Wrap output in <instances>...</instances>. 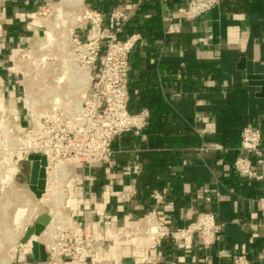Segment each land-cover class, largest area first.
Here are the masks:
<instances>
[{"label":"crops","instance_id":"1","mask_svg":"<svg viewBox=\"0 0 264 264\" xmlns=\"http://www.w3.org/2000/svg\"><path fill=\"white\" fill-rule=\"evenodd\" d=\"M45 1L0 0L7 36L3 51L25 45L32 30L24 14ZM85 1L104 13L113 8L131 12L120 34H140L130 54L129 109L148 108L151 115L141 135L128 132L113 140L109 163L83 171L81 182L71 188L73 216L91 220L93 229L107 236L152 210V190L165 187L159 208L171 226L187 223L188 208L210 211L223 223L220 240L210 248L202 247L198 234L179 242L168 237L155 246L145 238L100 242L96 256L105 260L97 264H233L239 253L264 264V218L257 202L264 196V154H249L262 179L243 177L232 166L243 154L241 132L247 124L261 129L264 150V97L256 96L258 88L249 85L245 69L238 67L244 57L264 72V0H220L194 18H187L185 0ZM88 32V26L78 29L83 38ZM97 69L98 63L93 71ZM13 79L8 78L9 87ZM233 93L247 121L238 142L226 146L217 136V119ZM136 164L139 173L132 169ZM128 185L136 187V196L121 201L116 192ZM28 242L21 243L16 264H46L26 252Z\"/></svg>","mask_w":264,"mask_h":264},{"label":"built area","instance_id":"2","mask_svg":"<svg viewBox=\"0 0 264 264\" xmlns=\"http://www.w3.org/2000/svg\"><path fill=\"white\" fill-rule=\"evenodd\" d=\"M185 1L187 18H194L216 6L220 0ZM24 15L32 30L29 39L31 35L42 32L47 39L42 45L45 47L53 41L55 33L61 50L70 49L68 54L73 65L90 70V79L85 86L71 87L69 79L62 76L72 64L65 66L63 62L61 67L56 66L48 73L46 65L49 64L34 59V48L30 44L14 53L13 63L8 67L14 79L7 93L15 102L9 112L12 117L9 129L11 155L0 160V180H8L9 174L15 180L19 171L25 169L23 163L28 164L30 171L28 155L31 153L46 155L47 177L58 162H64L68 169L61 184L66 193V202L61 208L64 215L53 218L49 214L51 226L42 242L47 252L45 263L97 264L105 260L96 256L98 243L104 241L122 243L145 238L155 246L168 237L179 242L198 234L202 247L210 248L220 240L223 223L210 211L195 212L188 208L185 212L187 223L171 226L159 208L166 199L165 187L152 190L156 205L152 210L135 223L107 236L96 232L91 220H79L73 216L71 206L75 198L71 188L81 182L83 171L111 161L113 140L117 136L128 132L141 135L149 124L151 114L148 108L137 112L129 109L130 54L140 34L134 32L120 37L131 12L113 8L104 13L88 6L85 0H47ZM84 26L89 27L86 38L78 33V29ZM19 54L28 58L24 65L16 60ZM97 63L98 69L94 72L93 67ZM0 77V85H4L5 80ZM4 96L3 93L0 101ZM4 111L0 107V114H5ZM21 116L25 118L21 119ZM261 143L260 128L251 123L243 127L240 147L243 154H239L232 163L239 175L252 180L262 179L263 175L254 168L249 156L251 153L264 154ZM10 169L15 170L11 172ZM132 169L135 173L140 172L137 164ZM116 193L121 201H129L136 196L137 189L128 185ZM257 202L264 218V196H260ZM26 252L31 253V247ZM233 264L253 263L245 254L239 253L234 256Z\"/></svg>","mask_w":264,"mask_h":264},{"label":"rangeland","instance_id":"3","mask_svg":"<svg viewBox=\"0 0 264 264\" xmlns=\"http://www.w3.org/2000/svg\"><path fill=\"white\" fill-rule=\"evenodd\" d=\"M0 27L2 28L0 31V49H2V51H0V75L5 80L4 85H0V97L3 93L5 94L4 100L0 101V107L5 109V114H0V160H2L5 158H9L11 155L9 151L12 144V138L9 129L10 124L12 123V117L9 115V112L13 107L15 100L13 98H9L7 92L10 89L8 78H10L11 76L8 67L13 63V55L15 52H11L9 50L3 51V49H5L7 45V36L4 31V25L1 23V21ZM51 36L52 34L49 33V37ZM53 38V41L48 43L47 46L42 47V45L47 42V39L46 36L42 34V32H39L37 34L31 35V39L28 38L25 45L20 48H25L28 46V44L33 46L34 59L42 61L46 64L48 63L49 65H46L48 66V73H51L56 66L61 67L60 65H62L63 62H65V66L68 64H73V60L68 54L70 49L62 51L61 45L59 46L58 41L56 42L55 33L53 35ZM20 55L21 54L18 55L19 58H16V60H19V64L24 65V62L26 60L28 61V58L27 56L22 57ZM1 80L2 79L0 77V81ZM23 118L25 117L21 116V119ZM18 136L23 138V136L20 134ZM14 140L17 141L16 139ZM27 165V163H23L25 169L19 171L15 180H11V174H9L8 180H0V264H8V261H10V264L18 263L19 252H23V246L21 244L22 242L20 240L22 234L24 233L23 228H20L19 232H16V236L7 238V234L11 230H13L16 225L20 224L14 222V214L18 207H23L24 213H26L25 219L22 220V223H24L25 225H28L29 221L33 222L34 219L38 217V215H41V213H48L50 211V208H52V216L54 212H56V209L59 213L62 212V207L55 206L53 204V201L49 195L50 191H47V193L42 196V199L46 200L44 205L37 203V201L35 200V195L31 192L28 186L29 167H27ZM10 170L11 172H14L15 169ZM62 183L64 182L61 181V184ZM64 203L65 198H63V204ZM40 206L43 207V210L41 212H39ZM32 238L40 239L41 235L39 237L33 236ZM29 245L30 241L26 244V246ZM13 254H16L15 257Z\"/></svg>","mask_w":264,"mask_h":264},{"label":"water","instance_id":"4","mask_svg":"<svg viewBox=\"0 0 264 264\" xmlns=\"http://www.w3.org/2000/svg\"><path fill=\"white\" fill-rule=\"evenodd\" d=\"M238 67L245 69L246 78L249 85L257 87L255 94L258 97H264V72H257L253 61L247 60L244 57L240 58ZM30 161L29 182L28 186L36 198H41L45 193V184L47 178V158L42 153H31L28 155ZM50 221L49 213H43L26 228L25 233L21 238V242H26L33 235L39 236L45 230L46 225ZM32 258L36 262H44L47 260V252L42 242L37 239L31 240Z\"/></svg>","mask_w":264,"mask_h":264},{"label":"bare ground","instance_id":"5","mask_svg":"<svg viewBox=\"0 0 264 264\" xmlns=\"http://www.w3.org/2000/svg\"><path fill=\"white\" fill-rule=\"evenodd\" d=\"M62 77H67L69 79L71 87H75V88L76 87H81V86L83 87L84 85H86L88 83V81L90 79V70H89L88 67H82V68L80 67L79 68V67H77V66L72 64L69 67H67V69L64 72ZM67 170L68 169H67L66 164L64 162H58L55 165L54 171L53 172L49 171L50 173H49L48 177L46 178L45 190H46V188H47V190H46L45 193H47V191H50L49 195H50V197H51V199L53 201V204L55 206L62 207L63 206L62 205L63 204V198H65V202H66V193H65V191H64V189H63V187L61 185V181H62V178H64V176L66 175ZM11 180H12V176H11ZM51 212H52V208H50V212H49L50 215H51ZM25 214L26 213H24V208L23 207H18L16 209L15 214H14V222L15 223H20V224L16 225L13 228V230H11L7 234V238L16 236V232L17 231L19 232L20 228H23V232L25 233L26 228L29 226V224L25 225L24 223H22V220L25 219ZM22 215H23V218H22ZM63 215H64L63 211L59 213L58 210L56 209V212H54L53 216L52 215L51 216L53 218L54 217H58L59 218L60 216H63ZM49 222H48V226L41 233V238L40 239H42V240H46L45 239L46 238V233L49 231V227L51 226V224H49ZM24 229H25V231H24ZM23 234H22V236H23ZM22 236H21V238H22ZM33 236L34 237H39L40 235L39 236L33 235ZM32 237H31V239L28 240V241H30V245L29 246H31V240L32 239L39 240L38 238H32ZM21 238H20V240H21ZM28 241H26V242H28ZM26 242H22V243H26ZM29 246H26V247L28 248Z\"/></svg>","mask_w":264,"mask_h":264},{"label":"trees","instance_id":"6","mask_svg":"<svg viewBox=\"0 0 264 264\" xmlns=\"http://www.w3.org/2000/svg\"><path fill=\"white\" fill-rule=\"evenodd\" d=\"M239 92L244 95L245 91ZM238 97L236 93L230 95L228 108L217 119V136L226 146H232L238 142L240 130L247 121L243 110H240L242 102Z\"/></svg>","mask_w":264,"mask_h":264}]
</instances>
